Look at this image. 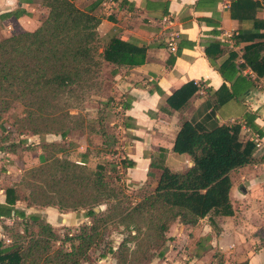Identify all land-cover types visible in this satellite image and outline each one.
Returning a JSON list of instances; mask_svg holds the SVG:
<instances>
[{"label":"trees","instance_id":"16d2710c","mask_svg":"<svg viewBox=\"0 0 264 264\" xmlns=\"http://www.w3.org/2000/svg\"><path fill=\"white\" fill-rule=\"evenodd\" d=\"M74 1L43 0L48 14L37 29L0 40V121L14 105L22 107L15 129L21 140L6 144L7 138H1L0 142L5 143H0V152L16 153L19 146L27 144L28 137L54 135L64 140L76 129L83 131L84 120L70 114L67 98L92 88L105 65L131 69L146 61L148 46L116 36L100 44V18L93 13L101 0L84 9ZM213 1L217 0H198L196 8ZM259 7L257 1L234 0L231 17L235 16L233 11L243 9H251L254 17ZM261 29L264 22L254 19L252 32L232 37L236 45L250 43L243 48V64L237 63L233 51L217 64L224 44L212 42L205 46L208 63L224 82L216 91L206 90L207 99L190 118L181 116L172 148L176 154H186L193 165L183 173L173 172L165 165L166 151L160 150L149 165L154 171L150 174H158L156 187L137 201L130 202V197L106 181L105 164L98 163L90 170L86 166L87 154L75 162L61 157L67 152L61 143L39 142L40 163L26 170L19 184L29 192L23 196L18 185L8 187L5 204H0V264H83L91 251L106 245V231L112 224L122 226L128 233L118 248L119 264H150L154 259H163L166 234L175 222L195 228L207 218L217 234L216 218L233 214L229 198L232 174L251 164L256 150L253 140L240 139L242 127L258 138L263 137V132L253 114L245 113L239 124L227 126L219 125L216 111L236 97L234 84L247 80L241 75L245 69L264 75ZM172 62L168 60V64ZM111 73L115 76L117 70ZM199 90L200 86L192 81L183 84L167 97L163 111L183 114ZM91 127L102 138L100 157L105 160L113 156L112 135L103 127ZM119 164L123 169L134 166L127 157ZM108 166L116 168L112 162ZM18 201L24 202L26 209L51 207L61 214L84 211L89 224H82L73 234L70 227H63L64 234L60 236L61 229L40 214L16 208ZM6 219L11 223L6 224ZM129 243H133L132 249ZM107 253H113L111 246L99 252V258L104 259Z\"/></svg>","mask_w":264,"mask_h":264},{"label":"crops","instance_id":"0c3cea01","mask_svg":"<svg viewBox=\"0 0 264 264\" xmlns=\"http://www.w3.org/2000/svg\"><path fill=\"white\" fill-rule=\"evenodd\" d=\"M96 1L75 0L74 4L84 9ZM197 1L101 0L94 10L93 14L100 18L97 33L101 45L110 37L116 36L136 45L148 46L143 65L131 69H116L117 74L114 76L117 87L122 91L119 103L122 120L119 128L123 139L121 144L127 159L134 164L133 168L128 169L130 181L144 182L150 171L154 173L149 165L160 150L166 151L165 165L170 170L172 166H180V162L187 168L192 166L193 163L186 154L180 155L172 151L181 116L190 118L192 114L172 110L171 113H165L163 108H167L166 99L183 84L192 81L200 86L196 97L191 99V107L196 110L207 99L206 90L216 91L224 82L208 63L204 53L205 46L212 42L223 43V54L217 64L227 58L229 51L237 54V63L240 64L243 61V48L250 43L241 42L236 45L234 39L230 40L227 36L249 34L253 30L254 19L264 22V0H253L260 4L254 17L251 16V9H243L233 11V18L230 5L234 0L204 2L201 7L196 8ZM42 2L43 0H0V23L15 29L4 36L37 29L48 14ZM164 16L173 20L171 27L162 23ZM259 33L264 34V29ZM173 34H178L175 52L168 48ZM169 59L173 60L172 64H168ZM241 75L247 76V80L234 84L236 97L216 111V118L219 125L231 126L239 124L245 113L253 114L255 124L263 132V137L259 138L260 147L254 151L251 164L232 174L229 198L233 214L216 218L218 233H214L209 224L192 229L194 233L203 230L202 235L210 237L211 247L218 248L236 263L247 261L248 264H264V75L257 76L248 68ZM226 86L230 85L226 83ZM123 105L127 107L123 108ZM256 136L242 127L241 140L244 137L252 140ZM31 138H27V144ZM37 149L40 150L38 147ZM15 156H18L17 153L0 152V160ZM4 162H8L6 158ZM4 162L2 167L7 170L0 168V180L5 175H13L14 167L4 166ZM15 164L19 166L17 161ZM14 185L0 186L1 205L5 204V189ZM15 207L25 209L27 214H40L56 228L70 222L67 217L71 213L61 214L51 207L40 208L42 210L26 209L25 203L21 201ZM5 223L10 224L11 221L6 219ZM185 229L183 226L182 230Z\"/></svg>","mask_w":264,"mask_h":264},{"label":"rangeland","instance_id":"374dc122","mask_svg":"<svg viewBox=\"0 0 264 264\" xmlns=\"http://www.w3.org/2000/svg\"><path fill=\"white\" fill-rule=\"evenodd\" d=\"M14 31L15 29L11 26L0 23V40L4 38V35L7 33ZM113 70H116V68L105 65L98 79L94 81L92 88L85 89L77 93V95L67 98V102L70 105V114L83 118L85 123L84 130L76 129L64 140L54 135L32 137L27 146H19L16 152L18 156L4 157L8 162H4L3 158L0 160V168L7 170L5 167H2L3 162L5 164L4 166L11 165L14 167L12 169L13 175H5V177L0 180L1 187L15 184L19 186L18 190L21 195L24 196L29 192L27 187L19 185V183L21 184V180L24 179V172L26 170L40 163L42 152L40 150L38 151V145H35L39 142L61 143L67 151L64 156L61 157L71 161L79 162L81 155L87 154L86 166L90 170H94L95 165L98 163L105 164L106 181L118 190H122L124 194L130 197V202L137 201V199H140V197L149 193L156 187V173L155 175L151 173L144 182H134L130 181L131 177L129 175V170L121 168L119 164L121 159L126 157V152L122 148V130L119 128L122 124L119 110V103L122 100L120 94H122V91L117 87V81L111 73ZM188 108L187 111L191 114L195 112V109L191 106ZM21 116L22 107L19 104L14 105L11 110L2 116L0 121V139L6 137V144H15L16 141L21 140V137L15 132L16 120ZM92 125L96 127L95 130L103 127L110 136L112 135V140L114 141L113 148L115 150L113 156H108L105 160L100 157L98 150L102 147V138L91 129ZM28 149H33V151H29ZM15 161L19 163V166L15 164ZM111 162L116 165L114 170L108 166ZM179 164L180 166L178 167H170L171 170L173 169V172L182 173L188 169L182 162ZM103 209L104 206L101 207V210ZM37 210L42 209L38 208ZM69 213L71 214L67 218H69L70 222L63 227H70L71 230H73L71 234L75 233L82 224H89L88 219L84 218V211ZM206 224H209L207 218L203 221H199L195 228H201ZM60 225H62V222ZM63 227L56 228L61 229L60 236L64 234L62 231L64 229ZM182 227L183 226L178 222L170 225L169 231L166 234L168 241L164 247L165 255L163 259H154L150 264H237L232 257L225 256L216 247H211L209 244L210 237L202 235L204 232L203 230H201L200 233H194V229L185 227L186 229L182 230ZM212 231L216 233V229ZM127 236L128 233L122 226H116L115 224L109 225L106 231V245L103 244L100 249L91 251L87 262L83 264H119L121 254L118 248L122 240ZM68 245L69 244H66L65 246L69 248ZM110 246L113 253H107L104 259H100L99 252L107 250ZM127 246L130 249L134 247L133 243H129Z\"/></svg>","mask_w":264,"mask_h":264},{"label":"built area","instance_id":"2783aa9c","mask_svg":"<svg viewBox=\"0 0 264 264\" xmlns=\"http://www.w3.org/2000/svg\"><path fill=\"white\" fill-rule=\"evenodd\" d=\"M162 23L168 27H171L173 25V20L169 16H164L162 18ZM227 37H228V39L231 40L233 35H228ZM177 39H178V34L171 35L170 40L168 42V48L170 49L171 52L176 51V40ZM240 64H243L242 60L240 61ZM252 140L254 141L256 148H259L260 147L259 138L256 136L255 139H252Z\"/></svg>","mask_w":264,"mask_h":264}]
</instances>
